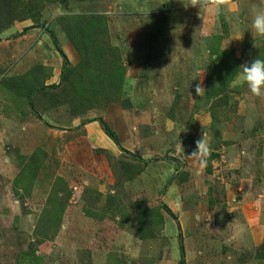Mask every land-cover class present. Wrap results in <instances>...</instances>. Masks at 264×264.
Returning a JSON list of instances; mask_svg holds the SVG:
<instances>
[{
  "label": "rangeland",
  "instance_id": "rangeland-1",
  "mask_svg": "<svg viewBox=\"0 0 264 264\" xmlns=\"http://www.w3.org/2000/svg\"><path fill=\"white\" fill-rule=\"evenodd\" d=\"M84 1L0 0V264H264V0Z\"/></svg>",
  "mask_w": 264,
  "mask_h": 264
},
{
  "label": "clouds",
  "instance_id": "clouds-1",
  "mask_svg": "<svg viewBox=\"0 0 264 264\" xmlns=\"http://www.w3.org/2000/svg\"><path fill=\"white\" fill-rule=\"evenodd\" d=\"M230 4L231 0H190V3L185 6L219 13ZM252 30L256 35L264 36V11H257L254 14ZM238 70L236 75L237 84L240 86L247 85L248 90L256 97H264V59L255 58L251 63L241 64ZM195 91L198 96H202L206 92L201 84L196 85ZM210 152L211 148L206 133H204L202 138L196 141V150L189 157L197 160L202 168Z\"/></svg>",
  "mask_w": 264,
  "mask_h": 264
},
{
  "label": "crops",
  "instance_id": "crops-1",
  "mask_svg": "<svg viewBox=\"0 0 264 264\" xmlns=\"http://www.w3.org/2000/svg\"><path fill=\"white\" fill-rule=\"evenodd\" d=\"M75 1V0H74ZM73 0H63V2H66L70 7H73L74 5H80V6H82L83 4H87L88 5V3L86 2V1H84V0H78V1H76V3L74 2ZM48 4H50V6H54V7H57L56 6V3L55 4H52V3H48L47 2V5ZM89 4H91V5H95L94 7H96L97 8V10L100 8H103L101 5H99V4H103V2L101 1V0H97V1H94L93 3H89ZM154 4H156V3H154ZM46 5V6H47ZM57 5H58V3H57ZM104 5H106V3H104ZM112 6V7H111ZM89 7V6H88ZM142 7H144V9L146 10H149V7H148V4L147 3H143L142 2V4H141V9H142ZM107 8H110V9H107V11L108 12H110L111 13V16L110 17H127V14L126 13H129V12H127L126 10L129 8V6L128 5H126L125 3H121L119 0H116L115 2H110V5H107ZM47 9V12L49 11V9L48 8H46ZM69 9V8H68ZM132 10V9H131ZM133 10H135L134 12H136V13H138L139 11H137L136 9H135V7H134V9ZM143 10V9H142ZM126 12V13H125ZM143 12V11H142ZM153 12H155V11H153ZM109 14V13H108ZM157 14V13H156ZM107 15V14H106ZM149 15V14H148ZM94 16V15H93ZM129 17V16H128ZM147 17H149V16H147ZM73 45L70 43V42H67V41H65L64 43H63V49H64V52H65V47H68L67 49H69L70 50V48L72 47ZM66 49V50H67ZM67 52H69L68 50H67ZM66 52V53H67Z\"/></svg>",
  "mask_w": 264,
  "mask_h": 264
},
{
  "label": "trees",
  "instance_id": "trees-1",
  "mask_svg": "<svg viewBox=\"0 0 264 264\" xmlns=\"http://www.w3.org/2000/svg\"><path fill=\"white\" fill-rule=\"evenodd\" d=\"M59 55L64 59V62H65V66H68V63L66 61V57L64 56V54L60 51V50H57ZM104 132L106 133V135L112 139L114 141V137L113 135L107 131L106 128H104ZM164 211L169 214L173 219H174V215L172 214V212L167 208V207H163ZM179 253H180V260L178 262V264H184V250H183V244H182V241H181V236L179 237Z\"/></svg>",
  "mask_w": 264,
  "mask_h": 264
}]
</instances>
